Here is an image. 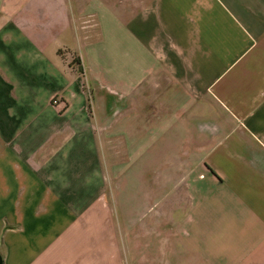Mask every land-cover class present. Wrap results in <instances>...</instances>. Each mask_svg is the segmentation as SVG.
Listing matches in <instances>:
<instances>
[{"label":"crops","instance_id":"obj_1","mask_svg":"<svg viewBox=\"0 0 264 264\" xmlns=\"http://www.w3.org/2000/svg\"><path fill=\"white\" fill-rule=\"evenodd\" d=\"M0 256L264 264V0H0Z\"/></svg>","mask_w":264,"mask_h":264},{"label":"rangeland","instance_id":"obj_2","mask_svg":"<svg viewBox=\"0 0 264 264\" xmlns=\"http://www.w3.org/2000/svg\"><path fill=\"white\" fill-rule=\"evenodd\" d=\"M95 36V34H94ZM98 49L99 48H102L103 50H106V49H109V48H112V42H110L109 40H101L100 41V45L99 46H96Z\"/></svg>","mask_w":264,"mask_h":264},{"label":"water","instance_id":"obj_3","mask_svg":"<svg viewBox=\"0 0 264 264\" xmlns=\"http://www.w3.org/2000/svg\"><path fill=\"white\" fill-rule=\"evenodd\" d=\"M0 264H3L2 257L0 256Z\"/></svg>","mask_w":264,"mask_h":264}]
</instances>
